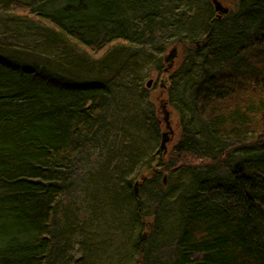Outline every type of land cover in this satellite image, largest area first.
Wrapping results in <instances>:
<instances>
[{
  "label": "trees",
  "instance_id": "1",
  "mask_svg": "<svg viewBox=\"0 0 264 264\" xmlns=\"http://www.w3.org/2000/svg\"><path fill=\"white\" fill-rule=\"evenodd\" d=\"M235 1L217 17L211 0H0V12L46 19L96 53L127 46L106 68H135L139 59L160 70L171 44L183 55L171 76L181 133L167 161L154 154L161 167L145 163L137 146L141 132L161 137L154 109L139 122L128 87L81 83L0 55V264H60L57 217L89 149L105 153L100 168L111 172L89 178L104 177L125 221L131 214L153 237L158 223L175 219L168 242L136 239L140 264H264V0ZM120 100L135 111L122 121ZM131 175L137 194L120 179ZM166 175L180 181L170 185Z\"/></svg>",
  "mask_w": 264,
  "mask_h": 264
},
{
  "label": "rangeland",
  "instance_id": "2",
  "mask_svg": "<svg viewBox=\"0 0 264 264\" xmlns=\"http://www.w3.org/2000/svg\"><path fill=\"white\" fill-rule=\"evenodd\" d=\"M217 1L228 11L233 10L236 5L235 0ZM214 14L217 15L216 12ZM33 19L34 17L30 18L26 12L19 9L0 12V55L38 69L46 68L64 78L81 83L104 79L108 84L128 87L132 90L133 97H136L137 101L139 99L137 105L142 107V117L138 118L139 122H145L147 116L149 117V109H154L159 125V136L165 130L161 109V105L165 103L166 109L169 111L172 134H169L170 140L166 144V151L161 152L160 155L162 154L164 160L167 161L168 154L181 133L179 115L173 104L175 97L171 95V76L178 72L183 57L180 54V49L178 48L171 68L167 70L166 62L163 63V68L158 70L150 61L139 59L135 61V68H128L127 65L122 68L124 65L122 62H114L106 68L108 62L113 61L114 55L112 56L111 53L123 47L127 49V46L116 44L111 52L96 53L90 48L84 47L85 44L80 43L73 35L58 33L51 23L45 21L46 19ZM76 27L78 25L72 26V28ZM174 46L172 44L167 46L161 57ZM87 67L90 68V71H84ZM128 71L131 72L126 74ZM149 79L152 81L147 87L146 83ZM120 102H123V105H118L119 108L115 109L114 114L122 121L130 114L133 115L135 111H132V104L131 107L124 108L126 105L129 106V102L125 100H120ZM119 127H123L122 122L119 123ZM145 132L138 135L140 141L137 143V146H141L142 152L145 154L144 162L148 163L149 159L150 161L152 159L150 167H161L159 158L154 156L160 139L158 138L156 142L153 136H148ZM89 150L88 153L80 156L76 164L74 189L70 195L64 197L63 207L57 217V229L61 233L62 230L65 231L64 235L60 233V239L57 241L61 254L60 264L65 262L66 264H140L141 255L136 254L133 247L136 239L143 236L147 242L149 238L153 243L168 242L177 228L175 219L168 217L164 222L158 223L160 224L159 231L157 230L153 237L149 236L151 230L147 226L141 227L139 222L134 223L131 214H127L125 221L124 213L110 203V196L106 193L103 185L104 177L95 176L92 181L89 178L90 175H96L97 171H105L100 168L105 153L96 149ZM108 162L110 166H113V158H110ZM148 172V170H141L139 176ZM104 173H109L111 176L110 171L106 170ZM139 176L134 180L132 175L130 177L123 176L120 179H130L129 185L132 190V186L139 180ZM166 178L170 185L180 181L177 176L167 177L166 175ZM117 184L122 188L123 184L119 180H117ZM146 185L147 190L150 184ZM91 204L95 208H99L94 213L92 210L90 211ZM144 205L147 207L146 203ZM144 211L146 213L147 209L144 208ZM104 214L103 221L99 225V218ZM151 219L152 217H144L143 221L150 224ZM85 222H87L86 236L81 234Z\"/></svg>",
  "mask_w": 264,
  "mask_h": 264
},
{
  "label": "water",
  "instance_id": "3",
  "mask_svg": "<svg viewBox=\"0 0 264 264\" xmlns=\"http://www.w3.org/2000/svg\"><path fill=\"white\" fill-rule=\"evenodd\" d=\"M214 10L217 13V17H221L222 15H225L228 13V9L223 7L222 4L217 1V0H211ZM177 56V47L174 46L171 49L168 50V52L166 53V55L164 56V62L167 63V69L171 68L172 63L174 61V58H176ZM165 69V68H164ZM151 79H149V81L146 83V86L149 87L151 84ZM161 109H162V113H163V122L165 125V130L161 133V138H160V142H159V147L156 150V154H159L161 152H165L166 151V144L168 143V141L170 140L169 138V134H172L171 131V125H170V121H169V111L166 109V105L165 103H163L161 105ZM166 177H163V182H165ZM137 186L138 183L135 182L134 183V189H135V194H137Z\"/></svg>",
  "mask_w": 264,
  "mask_h": 264
}]
</instances>
